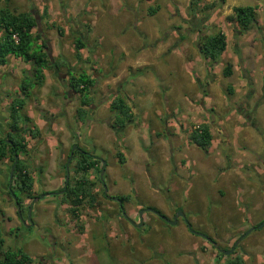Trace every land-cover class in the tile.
Listing matches in <instances>:
<instances>
[{"label": "rangeland", "instance_id": "1", "mask_svg": "<svg viewBox=\"0 0 264 264\" xmlns=\"http://www.w3.org/2000/svg\"><path fill=\"white\" fill-rule=\"evenodd\" d=\"M245 6L255 8L256 21L243 31L226 18L232 15L233 8ZM4 8L14 15L32 14L38 20V32L48 45L50 59L65 63L57 71L47 70L41 86H34L30 66L20 59L8 56L6 65L0 67V102L19 97L22 83L30 87L26 109L21 113L33 116L27 126L36 128L38 135L23 136L27 152L19 159L31 177L32 194L52 193L62 187V165L68 144L73 141L71 134L74 129L84 132L89 113L93 112L100 122L97 126L102 128L90 137L86 130L84 143L92 146L97 158L104 161V186L115 185L110 194L129 196L124 210L132 220H136L138 202L166 214L176 210L175 214L182 213L191 220L198 232L222 238L220 248L227 251L237 234L264 221V167L260 162L264 141L237 111L241 108L248 112L255 107L259 125L264 129L262 0H201L194 12L190 0H0V10ZM149 10L155 13L149 16ZM52 25L61 30V36ZM216 33L224 35L226 48L211 62L199 53L198 38ZM77 38L88 48L81 51L82 62L74 56L73 43ZM138 56L141 61L135 64ZM227 65L231 75L224 77L222 72ZM69 72H85L97 80L90 90L91 104L81 128L75 113L79 95H73L67 86ZM113 97L122 98L132 114L131 122L116 129V135L109 127L115 114L109 106L105 108ZM243 97L249 101L244 107L239 105ZM7 108L5 105L0 111V139L7 132ZM211 118L213 128L209 126ZM201 125L209 127L212 138L206 154L190 140V134ZM80 146L88 155L90 148L82 143ZM226 150L227 163L223 165L221 152ZM117 154L123 156L122 164L118 163ZM237 162L263 170L256 184L245 176L241 186L245 194L237 192L240 186H235V178H218L223 166L226 170L235 168ZM76 163L77 158L69 166L71 183ZM6 165L9 169L10 163ZM150 171L161 177L166 173L173 175L171 183L153 185L158 190L166 189L172 198L149 189ZM86 177L96 185L92 191L93 207L83 201L77 209L78 219H74L67 202L57 205L54 198L39 199L31 208L30 219L38 229L49 232L50 243L45 238L39 240L36 229H29L20 239L23 243L4 239L2 251L21 245L22 253L35 264L50 260V264H161L152 258L154 253L167 262L181 252L180 264H194L189 254L201 244L205 251L197 248L195 252L201 264H216L217 254L199 237L180 235L181 221L178 226H167L154 216L155 226L148 214L144 219L150 228L145 224L135 229L116 219L117 206L101 197L95 181L97 174L90 172ZM174 184L177 188L173 191ZM3 187L0 185L1 214H7V201L8 208L15 210L16 197L22 205V216L27 218L25 206L31 200L17 189L13 190L15 197L10 194L9 182L4 190ZM222 197L220 202L215 201ZM240 245L242 264H264V227L251 230ZM167 246L172 250L169 254Z\"/></svg>", "mask_w": 264, "mask_h": 264}, {"label": "trees", "instance_id": "2", "mask_svg": "<svg viewBox=\"0 0 264 264\" xmlns=\"http://www.w3.org/2000/svg\"><path fill=\"white\" fill-rule=\"evenodd\" d=\"M4 1L8 2L9 0ZM200 1L190 0L192 12L196 11ZM262 1L264 3V0ZM154 13L155 10H149L148 15L152 16ZM40 20H43L42 16H40ZM226 20L229 23L235 24L241 30L246 31L256 21L255 8L251 6L233 8L232 15L227 17ZM51 28H56L61 36V30L59 28L55 25H52ZM0 30L3 31V36L0 38V67L6 65L8 56L20 59L30 66L34 86H41L44 83V71H57L61 65L65 66L62 60L53 61L49 58L48 52L46 51L48 45L38 32L36 18L32 14L19 13L14 15L7 8H4L0 10ZM13 37H16V40ZM198 39L197 46L199 53L203 59L210 60L211 62H215L226 48L225 37L222 33L204 37L199 36ZM85 48L86 46L81 38L75 39L73 49L77 62H82L81 51ZM222 74L224 77L231 75L230 65L224 67ZM68 77L67 86L71 93L73 95H79V107L75 111L76 117L79 121H84L88 114L87 108L91 104L89 93L91 88L95 86L97 80L85 72L77 75L69 72ZM29 88L28 85L22 83L19 86L21 95L12 99L10 103L9 119L6 124L7 132L0 139V163L4 160L9 162V172L14 163L15 156L18 157L9 191L15 197L13 190L17 189L25 199L32 200L38 198V195L32 194L33 183L31 177H29V174L22 165V161L19 159L22 155H26L27 152L26 142L23 136L30 135L34 138L38 135L36 128L31 130L27 126L29 118L21 113L25 106V100L28 97L26 92L29 91ZM109 111L115 114L111 124L112 128H119L121 130L127 123L131 122V109L126 106L122 98L113 97L109 103ZM211 139L207 125H201L190 134L191 142L204 153L207 152L211 144ZM68 156L69 151L62 165L64 173ZM75 158H77V163L75 171H73L74 181L73 183H68L66 191L61 195V202H67L71 217L78 219L77 209L82 205L83 201H87L90 207H93L95 201V196L92 193L95 185L87 179L86 175L90 171H95L99 174L101 164L90 155L74 152L69 166ZM116 159L119 164L124 162L121 154H117ZM45 195H50V193H46ZM14 199L16 204L20 205L19 199L16 197ZM120 199L121 202L126 203L130 198L129 196H125ZM20 213H22L21 207ZM2 244L3 240H0V264H30L35 262L28 255L23 254L21 249L2 251ZM218 264H242V260L239 257L234 259L225 257L224 261Z\"/></svg>", "mask_w": 264, "mask_h": 264}, {"label": "flooded vegetation", "instance_id": "3", "mask_svg": "<svg viewBox=\"0 0 264 264\" xmlns=\"http://www.w3.org/2000/svg\"><path fill=\"white\" fill-rule=\"evenodd\" d=\"M262 96H263L262 97V99H263L264 98V91L262 92ZM89 97H90V95H89ZM95 97H98V94H96ZM248 102H249L248 101V97H243V99L240 100L239 105H241V106L243 105V107H244V105L245 104H248ZM237 111H238V113L240 115L243 116V120L246 122L247 126L250 129H252L253 131H255L256 133H258L261 136V138L263 139V141H264V129H262L260 127V125H259V122H258V119H257V114H256V111H257L256 108L253 107L248 112H246L244 109L237 108ZM112 121H113V118H112ZM213 124H214V119L211 118L210 119V122H209V126L211 128H213ZM109 127H110L111 131H113L114 135H116V133L118 132V130L112 128V126H109ZM84 134H86L85 131L84 132H78V130H77V134L75 132L74 133L72 132V139H73V141L71 140V146L68 148L69 154H70V151H71L72 147H76V150L74 152L87 154V151L82 150V147L80 146L81 143L84 144V147L88 146V145H85V143H84V139H85L84 138ZM1 138H3V137H1ZM220 143H222V142L220 141ZM88 147L90 148L89 149V152H88V155H90L91 157H93L98 163L101 164V168H100V173L99 174L97 172H95V171H90V172L97 174V177L95 178V181L97 182V184H99L101 197L103 199L110 200L112 203H115L116 204L117 210H118V213L116 215V219H122V220L126 221L128 223V225H130L132 228L137 229L135 227V225H137L140 221L142 222V225H145L144 215L152 214V215L156 216L155 214H153L152 212H150L149 209H151V210H154L157 213H159L160 217H164V218H166L170 222H172L173 221V218L175 217V224L174 225H176L178 221H181L184 224L187 233H190V234H192V235H194L196 237H199L200 240L204 241L206 243V245H208L212 250L215 251V253L217 254V257H216L217 258V262H216V264L222 263L224 261V258L225 257H233V258L239 257L242 260V256H243V251L242 250L243 249H242V247H241L240 244L248 236V234L251 232L250 231L251 229L252 230L256 229L257 225H253V227H251L246 232L245 231H241V233L237 234L238 236H236V238L230 242L231 244H230V246L228 248V251H227V250H223L222 248H220V244L219 243H222L223 242V239L217 238L216 235H215V238H212L211 236H209V235H207L205 233L203 234L201 232H198L197 230H195L193 228L192 224L189 222L188 219H186L184 217V215L182 213L181 214H179V213L178 214H175L176 213V210L172 214L171 213L170 214H166L164 212H161L160 210H158L155 207L153 208V207L146 206V205H143L142 206L141 203L138 202L139 207H138V210H137L136 215H135L136 216V220H132L125 213V210H124V206L128 202H126V203L121 202V199H120L121 196L113 197V195L110 194V188H111V186H109V188H106V186H104V178H107V175L105 173L106 166H104V172H103V175H102V179H100V174H101V171H102V168H103V162L104 161L102 159H100V158H97V156L94 154V149L92 148V146H88ZM74 152L72 153V156H73ZM221 153H222L221 154V162L223 163V165H226V163H227V156H228L227 150L226 151H222ZM211 154L212 153H209L210 156H212ZM260 162L264 165V156L262 157V159L260 160ZM66 163H67V160H66ZM66 163H65V165H66ZM221 170L222 169L219 170V174H218L219 176H220V174H222V171ZM8 174H9V172H8ZM65 176H66V173H64V177ZM147 177H148V182L150 183V187L152 189H155L157 191V193L163 195L164 197H166L168 199L171 198V197L168 196V191L166 189L165 190L164 189L163 190H158L156 187L153 186L154 184H156L155 183L156 181H154L149 175ZM64 179H63L62 187L59 190H56V191L50 193V195H45L46 193L43 194L44 196L43 195H38L37 196L38 198H34L31 201H29L28 205L25 206L26 209L28 210L31 204H32L31 205V208H32V206L34 205V203L36 201H38L39 199H44L46 197L54 198L55 203H57V205H58V203L61 202V195L63 194L62 191L64 189ZM172 180H173V175H168L167 180L165 182L169 181L171 183ZM8 182H7V184H8ZM170 183L168 184V186L170 185ZM11 184H12V181H11ZM11 184L9 185L8 190H10ZM95 186H94V188H95ZM94 188H93V190H94ZM66 189H67V187H66ZM66 189H65V191H66ZM41 196H43V198H40ZM122 197H125V196H122ZM113 198H117L118 201H113L112 200ZM33 200H36V201L33 203ZM118 202L121 203V207L119 206ZM13 204H14L15 209H16V215L18 217V223L15 224L13 228H11L8 236L9 237H13V239H15L16 241H19V243H20L21 242L20 239L23 238V235L25 234V231L26 230L36 229L35 231H36V234L38 235V239L39 240H43L45 238L49 242L50 241L49 238H51V236L49 235V232H46L44 230L42 231V230L38 229V226L34 223L33 220L30 219V222H29L27 220V218H24L22 216V214L20 213V207L22 206L21 204L18 205V204H16L15 201H13ZM17 207H19V214H20V216L17 213ZM141 211H142V213L139 214ZM156 217L163 224H165L167 226H173V225L167 224L164 221H162L160 217H158V216H156ZM30 224H32V225H30ZM146 225H148V224H146ZM149 228L150 227L148 225V229ZM245 233H248V234L246 236H244ZM202 236H205V238H203ZM21 243H23V242H21ZM20 248H22L21 245H19L17 247L15 246V248H14V246L13 247H10L8 250H15V249H20ZM197 248H198V250L200 249L201 251H203V250L205 251V249H203L202 247H197ZM53 249H54V247H53ZM189 256H190L189 258L191 259L195 255L193 253H190ZM152 258L158 260L161 264H169V262H165V260H163V258L161 256L156 255L155 253L152 255ZM42 260L43 259H41V261ZM193 261H194V264H198V262L196 260H193ZM51 262L52 261L50 260L46 264H50ZM37 263H39V262H37ZM30 264H35V263L33 262V263H30Z\"/></svg>", "mask_w": 264, "mask_h": 264}, {"label": "crops", "instance_id": "4", "mask_svg": "<svg viewBox=\"0 0 264 264\" xmlns=\"http://www.w3.org/2000/svg\"><path fill=\"white\" fill-rule=\"evenodd\" d=\"M135 6H137V3L135 4ZM85 50L86 51H88V48L86 47L85 48ZM143 53H144V50L142 51ZM143 53H141L140 54V56H144V54ZM82 55V54H81ZM126 55V54H125ZM140 56H138V58L136 59V61L134 62L135 64H137V63H139L140 61H141V58H140ZM68 74V73H67ZM43 75H44V78L46 79V71H44L43 72ZM45 81V80H44ZM6 98V97H5ZM7 100V99H6ZM12 101V100H11ZM11 101H9V102H0V111H3L4 109V106L5 105H8V108L6 109L7 110V112L5 113V116H8L9 117V110H10V103H11ZM97 101V100H96ZM142 101H138V103H141ZM109 103V102H108ZM108 103L106 104V106H105V108H108ZM2 108V109H1ZM101 108H103V106H100L99 107V109H101ZM24 109H26V104H25V106H24V108H23V110ZM94 109V108H93ZM76 111V110H75ZM76 113V112H75ZM28 118H33V116L32 115H29V114H27L26 115ZM79 123H78V128L80 127L81 128V126H82V123L84 122V121H78ZM90 122H92V123H90ZM100 123L99 122V120H95V117H94V113L92 112V113H89V118L87 119V121L85 122V124H86V128H85V131L86 130H88V133H89V137L91 136V134H95V133H98L100 130H101V128L102 127H98L97 126V124L98 123ZM75 130V129H74ZM73 130V133L75 132L76 134H77V131H74ZM86 133V132H85ZM87 133V134H88ZM72 135V134H71ZM93 136V135H92ZM169 140V139H168ZM68 146L70 147L71 146V144L69 145L68 144ZM67 147V146H66ZM68 147V148H69ZM67 148V149H68ZM6 160H4L3 162H1L0 163V185L3 187V185H4V187H3V190H4V188L7 186V182H8V169H7V165H6ZM150 163V162H149ZM236 165V167L235 168H229V169H227L226 170V166H225V168H224V166L222 167V169H224V171H222V174H220V176H221V178L223 179V178H228V179H230V180H232L231 178L233 177V178H235V180H234V182H235V184H237V185H235V186H237V187H239L240 186V188H238L237 190H239V191H237V192H239L240 194L242 193V194H245V192H244V190H243V188L241 189V186H243L244 185V179H245V176H247L248 178H250L251 179V181L253 182V183H257L259 180H260V178H259V175L262 173V171L261 170H259L256 166H251V167H248L249 165H246L245 167L243 166V165H239V163L237 162V163H235ZM150 165V164H149ZM263 167H264V165H263ZM264 169V168H263ZM233 174V175H232ZM258 175V176H257ZM220 176H218V178L220 177ZM235 176V177H234ZM150 177L154 180V181H156V182H158V183H164L166 180H167V177H168V173H166V175H164V177H161V176H159V175H157V174H155V173H153V171H150ZM221 180V179H220ZM155 182V183H156ZM261 182H262V184H264V180H261ZM113 186H111V188H110V191H111V189L113 190V187L115 186L114 184H112ZM148 185V184H147ZM177 188V186H175V184H174V186H173V191H174V189H176ZM149 189H151V187H149ZM152 190V189H151ZM152 192L154 193H157V191L155 190V189H153L152 190ZM169 193V192H168ZM2 194H3V191H0V197L2 196ZM223 194V193H222ZM6 195V194H5ZM168 196H169V194H168ZM4 197H6V196H4ZM169 197H171V196H169ZM172 198V197H171ZM224 197H222L221 199H216L215 201L216 202H220L222 199H223ZM248 198H249V196H248ZM7 199V198H6ZM9 199V198H8ZM7 199V200H8ZM1 201V200H0ZM9 201H7V204H6V212H7V214L6 215H2L1 214V212H0V228L2 227V231H3V233H4V235H2V236H0V240H3V244H2V246H1V249H2V247H3V245H4V239H9V240H11V239H13V237H9L8 235H9V232H10V230H11V228H13L14 227V225L15 224H17L18 223V217H17V215H16V209L14 210V209H9L10 207H9V203H8ZM2 203V202H1ZM250 204H252V199H251V203ZM9 207V208H8ZM3 212V211H2ZM165 213V212H164ZM149 216H152V219H149V221L150 220H152L153 222V225H155V226H158L156 223H155V218H154V215H152V214H149ZM144 218H145V215H144ZM146 219H144V222H145V224H147V221H145ZM189 222L190 223H192L191 222V220H189ZM182 223V222H181ZM177 226L179 225V221L177 222V224H176ZM254 225V224H253ZM178 231H179V233H180V235L183 237V238H190L189 237V235H188V233H187V231H186V228H185V226H184V224H182V226L181 227H179V229H178ZM107 238H109V237H107ZM219 239H222V238H219ZM171 240H173L174 241V239H171ZM202 241V240H201ZM109 242V241H108ZM110 242L112 243V244H114V242L115 241H112V240H110ZM203 243H205L204 241H202ZM114 246V245H113ZM202 247V245L200 244H197V245H195L194 246V250L195 251H193V254L195 255L193 258H191V260L193 261V260H196L197 262H198V264H201V262L199 261V257H198V255H197V253H195V252H197V247ZM115 247V246H114ZM166 250L168 251H166L167 252V254H169V252H171V251H169L170 249H169V246H167V248H166ZM181 253V252H180ZM180 253L179 252H177L175 255H176V257L173 259H171L170 261H167V262H169V264H180V263H182V258H183V256H181L180 255ZM106 257V256H105ZM105 257L103 256L102 257V260L103 261H105L106 259H105ZM173 257V256H172ZM194 263V262H193Z\"/></svg>", "mask_w": 264, "mask_h": 264}, {"label": "water", "instance_id": "5", "mask_svg": "<svg viewBox=\"0 0 264 264\" xmlns=\"http://www.w3.org/2000/svg\"><path fill=\"white\" fill-rule=\"evenodd\" d=\"M36 22H37V25H38V20L36 19ZM49 56V55H48ZM49 58H50V56H49ZM76 150V147H72V149H71V151H70V154H69V156H68V159H67V163H66V165H65V173H66V176H65V179H64V189H63V191H62V193H64V191H65V189H66V187H67V185H68V182H69V163H70V161H71V158H72V153L74 152ZM17 160H18V157L17 156H15V158H14V163H13V165H12V167H11V169H10V171H9V179H8V181H9V185L11 184V181H12V176H13V172H14V169H15V166H16V163H17ZM104 166H105V163L103 162V168H102V171H101V174H100V179H102V175H103V172H104ZM44 196V195H43ZM43 196H41L40 198H43ZM113 201H118V199L117 198H113L112 199ZM36 200H33V203L35 202ZM118 204H119V206L121 207V203L120 202H118ZM32 205V204H31ZM31 205H30V207H29V209H28V215H27V220L30 222V212H31ZM150 210V212H152L153 214H155L156 216H158V217H160V215H159V213H157L156 211H154V210H151V209H149ZM17 213H18V215L20 216V214H19V207H17ZM142 213V211L139 213V214H141ZM180 214V213H179ZM161 218V220L162 221H164L165 223H167V224H170V225H174L175 224V217L173 218V221L172 222H170V221H168L166 218H164V217H160ZM30 225H32V224H30ZM134 225V224H133ZM140 226H142V222L140 221L137 225H135V227L136 228H139ZM264 226V221L260 224V225H258L257 227H256V229L257 230H259V229H261L262 227ZM252 230V229H251ZM250 230V231H251ZM249 231V232H250ZM248 232V233H249ZM248 233H245V235L244 236H246ZM203 238H205V236H202ZM227 254V253H226Z\"/></svg>", "mask_w": 264, "mask_h": 264}, {"label": "built area", "instance_id": "6", "mask_svg": "<svg viewBox=\"0 0 264 264\" xmlns=\"http://www.w3.org/2000/svg\"><path fill=\"white\" fill-rule=\"evenodd\" d=\"M14 38V40H16V37H13Z\"/></svg>", "mask_w": 264, "mask_h": 264}]
</instances>
